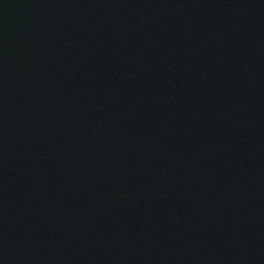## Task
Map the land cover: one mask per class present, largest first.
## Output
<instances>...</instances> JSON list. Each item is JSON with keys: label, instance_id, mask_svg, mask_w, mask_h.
<instances>
[{"label": "water", "instance_id": "95a60500", "mask_svg": "<svg viewBox=\"0 0 264 264\" xmlns=\"http://www.w3.org/2000/svg\"><path fill=\"white\" fill-rule=\"evenodd\" d=\"M0 264H264V0H0Z\"/></svg>", "mask_w": 264, "mask_h": 264}]
</instances>
